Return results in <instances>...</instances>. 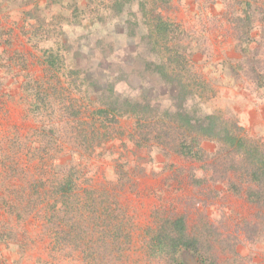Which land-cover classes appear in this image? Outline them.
<instances>
[{"label": "rangeland", "instance_id": "rangeland-1", "mask_svg": "<svg viewBox=\"0 0 264 264\" xmlns=\"http://www.w3.org/2000/svg\"><path fill=\"white\" fill-rule=\"evenodd\" d=\"M114 2L0 0V182L16 176L17 191L32 194L40 180L70 179L85 203L96 202L98 214L108 206L110 221H121L119 239L129 242L121 264H148L145 243L164 219L179 216L188 232L210 242L218 264H264V213L234 192L244 184L240 178L215 165V143L201 142L203 161L182 159L143 142L129 116L91 144L79 138L73 147L85 150L82 157L71 156V144L61 141L71 123L89 116L86 85L91 99L111 84L120 98L149 101L158 111L170 107L176 88L154 76L146 60L158 56L169 65L170 51H178L175 69L190 86L189 106L236 123L264 147L263 89L248 69L264 75V0H250L246 9L240 0H127L121 12ZM158 21L168 24L165 35L149 32ZM47 54L55 67L45 63ZM44 149L59 155L47 159ZM23 173L29 185L21 184ZM47 221H10L1 205L0 264H78V255L52 257L61 235Z\"/></svg>", "mask_w": 264, "mask_h": 264}, {"label": "trees", "instance_id": "trees-1", "mask_svg": "<svg viewBox=\"0 0 264 264\" xmlns=\"http://www.w3.org/2000/svg\"><path fill=\"white\" fill-rule=\"evenodd\" d=\"M126 1L115 0L114 8L121 12ZM239 4L244 9L251 7L250 0H240ZM242 22L243 19L239 18L234 25L235 39L238 41L243 38L240 35L239 24ZM249 31H245V35L246 38L251 39ZM149 32L165 35L168 33V24L158 21L155 28ZM151 40L150 43L155 47L159 45L156 38ZM168 43L169 41L166 45ZM167 58L171 61L169 65L155 56L153 61L146 60V66L150 71L152 70L154 76L176 88V94L171 98V102L175 103L170 107L164 106L158 111L151 108L149 101L120 98L114 95V86L111 84L106 91L99 94V99H91L89 97L91 90L86 85L84 94L88 95L85 99L88 102L83 110L89 116L84 123L79 119H76L78 122L71 123V131L63 132L61 141L71 144L69 150L71 156L82 157L85 150L81 147V149L73 147L79 138L90 139L91 144L99 137L108 136L111 124H116L118 119L129 116L134 118L135 133L137 132L143 142H156L163 146L162 151L167 153L165 149H169L171 153L182 159L203 161L205 154L200 147L201 142L205 140L213 142L219 149L213 156L215 165L223 166L226 172H231L244 183L239 187L235 186L234 192H240L259 214L264 213V147L245 137L243 130L236 123H229L217 115L207 114L201 107L195 109L194 106H189L190 86L183 81L184 75L181 77L175 69L181 64V54L178 51H170ZM53 59H55L54 55H45V63L49 68L55 67ZM172 64L175 65L171 66ZM185 64L183 71L186 70ZM248 69L255 75L254 80L263 89L264 97V75L256 71L252 65ZM189 71L185 73L189 74ZM243 75L246 77L247 72ZM53 125L57 131H54V136H57L53 140L57 144L60 130L57 128L59 124L56 118L52 122ZM42 151L47 155V159L59 155V152L57 155L55 152L47 154L46 149ZM69 168L73 166L69 165ZM22 175L21 184L29 185L32 178L29 174ZM65 179L66 177L62 181L51 183L40 180V187L36 186L35 193L32 194L25 193L24 187L22 191H17L20 182L16 176L4 179L0 182V190L5 189L4 195L0 196V206L4 207V214L10 221H15L17 218L21 223L32 216L47 221L49 217L56 215L55 219L59 220L54 223L47 221L51 224V228L56 230L57 235H61L58 237L59 242H53L57 252L52 257L57 256L59 259L62 256L63 260L64 255L71 257V254H74L81 256L78 264H121L120 260L123 259L129 244L122 242L120 240L122 238L119 239L123 232L121 221H118L116 216L115 220L110 221L109 217L114 212H110L108 206L98 214L96 202L93 201L92 205L87 201L85 203L72 181ZM49 189L53 194H49ZM121 214L123 213L120 211ZM112 234L114 239L111 241ZM61 240L70 242H60ZM210 250V242H204L197 233L188 232L183 216L164 219L153 232L149 242L145 243L148 264H190L189 260L192 264H218Z\"/></svg>", "mask_w": 264, "mask_h": 264}]
</instances>
